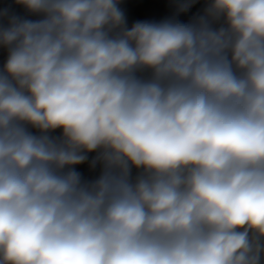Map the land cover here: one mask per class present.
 Wrapping results in <instances>:
<instances>
[{
    "label": "clouds",
    "instance_id": "9594fccd",
    "mask_svg": "<svg viewBox=\"0 0 264 264\" xmlns=\"http://www.w3.org/2000/svg\"><path fill=\"white\" fill-rule=\"evenodd\" d=\"M123 4L0 0V264H264V0Z\"/></svg>",
    "mask_w": 264,
    "mask_h": 264
},
{
    "label": "crops",
    "instance_id": "0c3cea01",
    "mask_svg": "<svg viewBox=\"0 0 264 264\" xmlns=\"http://www.w3.org/2000/svg\"><path fill=\"white\" fill-rule=\"evenodd\" d=\"M123 7L131 24L137 19H159L168 12V0H124ZM81 171L87 174L86 166Z\"/></svg>",
    "mask_w": 264,
    "mask_h": 264
}]
</instances>
